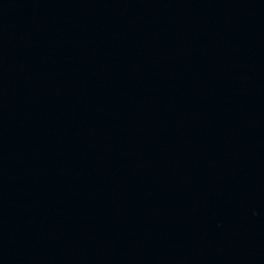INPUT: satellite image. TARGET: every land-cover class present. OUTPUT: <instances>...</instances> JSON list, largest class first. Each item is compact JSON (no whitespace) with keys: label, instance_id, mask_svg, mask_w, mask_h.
<instances>
[{"label":"water","instance_id":"water-1","mask_svg":"<svg viewBox=\"0 0 264 264\" xmlns=\"http://www.w3.org/2000/svg\"><path fill=\"white\" fill-rule=\"evenodd\" d=\"M0 264H264V0H0Z\"/></svg>","mask_w":264,"mask_h":264}]
</instances>
